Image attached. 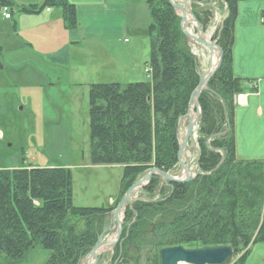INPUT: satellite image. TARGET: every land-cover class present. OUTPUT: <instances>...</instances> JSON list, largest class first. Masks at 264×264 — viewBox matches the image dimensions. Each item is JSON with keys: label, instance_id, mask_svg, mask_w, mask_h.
<instances>
[{"label": "trees", "instance_id": "obj_1", "mask_svg": "<svg viewBox=\"0 0 264 264\" xmlns=\"http://www.w3.org/2000/svg\"><path fill=\"white\" fill-rule=\"evenodd\" d=\"M191 1L207 30L211 14L201 7L207 0ZM222 1L226 16L212 40L224 56L200 95V172L187 182L153 174L140 189L145 194L126 207L110 264H139L143 252L161 264L160 250L180 244L231 245L238 249L234 257L241 254L233 264H243L252 245L264 241V160L239 159L236 150L235 96L243 88L233 72L232 47L239 0ZM146 3L151 81L93 83L88 95L91 163L123 166L120 196L108 207L76 206L69 167L0 168V264L22 261L36 247L50 250L46 264H79L135 181L151 167L172 172L178 166V124L200 82V60L170 0ZM3 6L21 13L58 7L67 28L78 23L76 5L69 0L18 6L0 0ZM1 53L0 47V59Z\"/></svg>", "mask_w": 264, "mask_h": 264}, {"label": "rangeland", "instance_id": "obj_2", "mask_svg": "<svg viewBox=\"0 0 264 264\" xmlns=\"http://www.w3.org/2000/svg\"><path fill=\"white\" fill-rule=\"evenodd\" d=\"M69 1L75 3L100 0ZM129 1H133L134 5L128 14H121L118 21L123 30L127 28V32L124 31L123 35L109 41L115 52L102 53L97 60H91L87 56L90 47L86 45L70 48L66 61L53 60L28 45H20L24 38L13 30V25L14 20H18V16L23 13L9 9L7 12L11 16L13 13L14 19L3 21L5 16L0 9V168L69 167L73 175L76 206L108 207L111 198L116 201L120 194L123 175L121 165L91 163L88 96L90 80L86 77L87 72L102 59L113 64L100 69L99 74H112L117 81L103 80L101 83L151 81V77L145 72L151 54L150 11L146 0ZM176 1L181 4L186 1L190 5L192 3L191 0ZM224 6L222 0H207L201 5L209 9L211 14L206 32L209 37L223 21ZM52 12L58 14L62 10L56 7L52 8ZM186 26L195 33L194 26L189 23ZM189 41L193 52L199 57L202 74L210 66V50L190 38ZM187 124L188 120H185L182 137ZM197 131L198 124L193 142H189L184 152L185 161L195 173L198 171ZM182 171L178 163L172 173L181 175ZM143 194L145 193L137 190L131 198ZM111 219L109 214L108 225ZM115 233L116 229L111 230L103 239L112 238ZM50 253L49 249L36 247L22 261L14 264H46ZM112 254V250L103 252L98 264H110ZM239 255L241 254L234 261ZM148 256L150 255L143 252L139 264H153L152 258ZM243 264H264V241L252 245Z\"/></svg>", "mask_w": 264, "mask_h": 264}, {"label": "crops", "instance_id": "obj_3", "mask_svg": "<svg viewBox=\"0 0 264 264\" xmlns=\"http://www.w3.org/2000/svg\"><path fill=\"white\" fill-rule=\"evenodd\" d=\"M12 1L18 6L40 5L44 0ZM74 4L78 20L75 28H67L63 13L54 14L52 9L20 14L13 25L19 37L26 39L20 45H28L57 61H66L70 48L84 45L90 47L87 56L91 60H97L102 53L115 52L109 41L127 32V28L123 30L118 21L121 14H128L133 1H77ZM224 7L222 18L227 12L226 5ZM4 19L11 21L14 14ZM232 59L233 72L241 79L243 88L235 96L237 157L242 160H264V0L238 1ZM109 64L113 63L99 59L89 69L86 74L90 80L89 88L91 84L103 80L117 81L112 74H99V70ZM114 202L111 198L108 206ZM111 227L109 223L107 228Z\"/></svg>", "mask_w": 264, "mask_h": 264}, {"label": "water", "instance_id": "obj_4", "mask_svg": "<svg viewBox=\"0 0 264 264\" xmlns=\"http://www.w3.org/2000/svg\"><path fill=\"white\" fill-rule=\"evenodd\" d=\"M172 6L176 12L181 16V28L185 36L195 43L200 44L210 50V66L201 74L200 82L193 91L190 99L188 112L183 115L178 124V137H179V153L178 163L182 167L183 171L181 175H175L169 171L161 170L157 167L149 168L146 173L135 181L124 193L120 199L117 207L111 212V228L106 229L99 237L96 244L92 247L90 252L85 255L79 264H98L100 255L107 251L112 250L119 241L122 229L123 218L126 207L131 204L136 198H131L133 192L141 189L148 184L153 174H160L164 181L174 182H187L192 180L200 172L193 171V168L184 159V152L189 145V142H193L196 125L201 119V105L200 95L204 89L208 88V84L213 75L219 70L224 51L216 41L212 40L202 27L201 23L195 16L192 6L186 1L184 4L177 2L176 0H170ZM191 16L189 18L188 16ZM192 21L194 24L195 33L189 30L186 26V22ZM216 53V62L212 65L213 56ZM195 109V112H192ZM185 120H188L186 132L182 137L181 131ZM199 158V151H198ZM224 158L222 159V161ZM198 164V159H197ZM116 229V233L113 239H103L106 232ZM238 252L237 248H233L231 245H214L205 247L187 248L183 245H176L171 247H165L160 250L161 264H179L181 262L191 264H232L234 262V254Z\"/></svg>", "mask_w": 264, "mask_h": 264}, {"label": "built area", "instance_id": "obj_5", "mask_svg": "<svg viewBox=\"0 0 264 264\" xmlns=\"http://www.w3.org/2000/svg\"><path fill=\"white\" fill-rule=\"evenodd\" d=\"M2 10H3V12H4V16H5V18H10V17H11L10 13L7 12V11L9 10L8 6H4V7L2 8ZM145 72H146L149 76L152 77L153 72H152V68H151L150 66H148V67L145 68Z\"/></svg>", "mask_w": 264, "mask_h": 264}, {"label": "bare ground", "instance_id": "obj_6", "mask_svg": "<svg viewBox=\"0 0 264 264\" xmlns=\"http://www.w3.org/2000/svg\"><path fill=\"white\" fill-rule=\"evenodd\" d=\"M189 18H191V16L189 15L188 16ZM187 24L189 23V24H191L192 26H194L193 24V22L192 21H188V22H186ZM215 62H216V53L214 54V56H213V60H212V65H214L215 64ZM192 112L194 113L195 112V109H192ZM179 264H186L185 262H181V263H179Z\"/></svg>", "mask_w": 264, "mask_h": 264}]
</instances>
